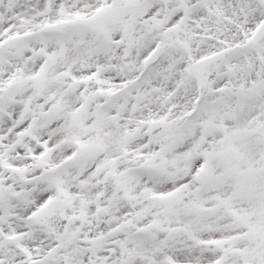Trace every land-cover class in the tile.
<instances>
[{"label":"snow or ice","instance_id":"1","mask_svg":"<svg viewBox=\"0 0 264 264\" xmlns=\"http://www.w3.org/2000/svg\"><path fill=\"white\" fill-rule=\"evenodd\" d=\"M0 264H264V0H0Z\"/></svg>","mask_w":264,"mask_h":264}]
</instances>
